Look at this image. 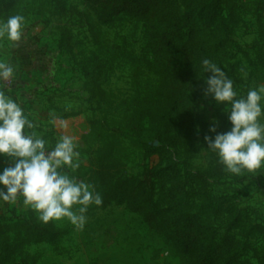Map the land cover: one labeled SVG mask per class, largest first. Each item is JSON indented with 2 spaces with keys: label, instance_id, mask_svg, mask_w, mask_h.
I'll return each instance as SVG.
<instances>
[{
  "label": "rangeland",
  "instance_id": "1",
  "mask_svg": "<svg viewBox=\"0 0 264 264\" xmlns=\"http://www.w3.org/2000/svg\"><path fill=\"white\" fill-rule=\"evenodd\" d=\"M22 4L27 11V24L21 40L15 47L10 44L0 47V58H10L17 66L16 79L3 81L2 86L37 124L35 131L50 146L61 135L74 136L80 167L73 175L86 182L88 171L97 160L96 149L104 142L112 143L117 149L121 163L115 174L118 178L140 176L146 168L174 165L180 172L189 210L198 211L195 183L190 174L209 165L204 136L213 135L208 130L213 120L216 121L211 98L203 94L196 100L191 157L185 158L181 144L169 147L156 143L161 153L146 154L132 145L130 132L120 134L113 130L119 127L115 122L124 109L121 101L129 98L136 86L151 87L157 82L151 68L144 21L121 16L110 25L99 24L80 0H23ZM239 17L234 31L231 79L236 91L246 94L249 88L264 85V60L256 58L264 55V0H239ZM96 56L105 60L108 68L101 86L109 102L100 108L96 98L89 99L86 90L89 77L85 72L92 71ZM93 118L100 119L104 129L102 136L88 146L82 136L88 133ZM60 121L66 122L67 128ZM230 127L225 112V131ZM9 164L10 158L0 156V169ZM169 186L170 183L155 184L158 209L164 207L161 197ZM257 186L264 188V170L241 177L228 173L225 178L212 181L210 191L214 196L227 195L240 206H247ZM0 205V214L5 216L31 215L40 220L36 212L23 204V197L14 205L2 201ZM86 215L82 230L66 218L53 220L58 227L66 228L67 234L57 243L32 244L25 250L36 258V264H179L167 252L160 237L123 205L95 209ZM258 216L262 215L258 212ZM252 262L259 264L256 260Z\"/></svg>",
  "mask_w": 264,
  "mask_h": 264
},
{
  "label": "trees",
  "instance_id": "2",
  "mask_svg": "<svg viewBox=\"0 0 264 264\" xmlns=\"http://www.w3.org/2000/svg\"><path fill=\"white\" fill-rule=\"evenodd\" d=\"M99 24L110 25L121 16L143 20L146 43L151 53V68L157 82L151 87H135L124 105L119 127L113 130L131 133L130 142L146 154L161 153L157 144L169 147L181 144L185 158L192 155L193 112L196 100L205 94L204 58L216 63L231 78L235 55L234 31L240 21L239 0H80ZM23 0H0V17L27 11ZM257 61L264 60L258 55ZM107 62L95 57L86 90L97 107L109 102L101 86ZM86 69V67H84ZM216 118V130L225 132L223 105L210 94ZM70 116V115H66ZM65 117V116H64ZM100 119L89 121V131L82 138L92 146L103 133ZM214 135V134H213ZM157 143V144H156ZM95 166L88 171V183L102 196L100 206L123 205L135 213L163 242L167 252L179 264H264V221L251 206H240L233 197L214 196L212 181L227 172L208 149L209 165L190 174L195 183L194 197L198 211H191L181 175L174 165L146 168L140 176L116 177L121 163L117 149L104 142L96 149ZM170 183L158 209L154 187ZM67 234L53 220L47 223L0 214V264H36L25 247L39 243H57Z\"/></svg>",
  "mask_w": 264,
  "mask_h": 264
},
{
  "label": "clouds",
  "instance_id": "3",
  "mask_svg": "<svg viewBox=\"0 0 264 264\" xmlns=\"http://www.w3.org/2000/svg\"><path fill=\"white\" fill-rule=\"evenodd\" d=\"M26 24L21 14L0 18V47H15ZM201 65L203 73H211L205 79V94L223 105L231 125L228 131L218 132L213 120L208 131L214 135L204 136L206 149L215 153L224 171L236 177L264 170V85L240 94L224 68L207 58ZM16 71L10 58H0V156L10 158L9 166L0 169V201L11 206L23 197V204L42 222L66 218L82 230L89 207L102 205V196L93 184L73 175L80 167L75 137L61 135L50 146L35 131L37 124L2 86L10 78L15 81ZM60 125L68 126L64 121Z\"/></svg>",
  "mask_w": 264,
  "mask_h": 264
},
{
  "label": "crops",
  "instance_id": "4",
  "mask_svg": "<svg viewBox=\"0 0 264 264\" xmlns=\"http://www.w3.org/2000/svg\"><path fill=\"white\" fill-rule=\"evenodd\" d=\"M257 179H259V177H257ZM252 195L249 205L247 206L255 208L262 215L261 220L264 221V188L257 186L255 192H252Z\"/></svg>",
  "mask_w": 264,
  "mask_h": 264
},
{
  "label": "built area",
  "instance_id": "5",
  "mask_svg": "<svg viewBox=\"0 0 264 264\" xmlns=\"http://www.w3.org/2000/svg\"><path fill=\"white\" fill-rule=\"evenodd\" d=\"M35 34V33H34Z\"/></svg>",
  "mask_w": 264,
  "mask_h": 264
}]
</instances>
